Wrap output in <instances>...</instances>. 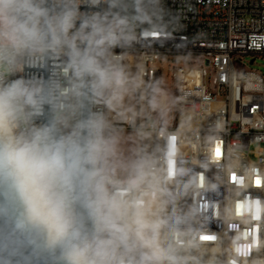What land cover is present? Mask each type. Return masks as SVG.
I'll return each mask as SVG.
<instances>
[{
    "label": "clouds",
    "instance_id": "obj_1",
    "mask_svg": "<svg viewBox=\"0 0 264 264\" xmlns=\"http://www.w3.org/2000/svg\"><path fill=\"white\" fill-rule=\"evenodd\" d=\"M109 3L127 11L123 0ZM77 4L0 0V264H182L163 245L164 221L148 199L160 188L152 160L114 173L117 139L82 102L89 92L108 93L109 104L122 99L126 75L106 54L132 39L130 22L146 19L140 0L134 17L84 14ZM50 53L68 57V89L54 79H8Z\"/></svg>",
    "mask_w": 264,
    "mask_h": 264
},
{
    "label": "built area",
    "instance_id": "obj_2",
    "mask_svg": "<svg viewBox=\"0 0 264 264\" xmlns=\"http://www.w3.org/2000/svg\"><path fill=\"white\" fill-rule=\"evenodd\" d=\"M123 3L127 11L102 0L101 15H138L135 0ZM140 9L146 19L130 22L132 39L106 54L132 72L136 109H116L105 93L93 96V112L108 122L107 134L135 132L137 159L152 160L160 188L148 199L164 221L163 245L182 264H264V75L246 66L264 59V0H140ZM60 54V86L68 89L72 73ZM167 74L171 121L158 117ZM20 77L24 66L8 79Z\"/></svg>",
    "mask_w": 264,
    "mask_h": 264
},
{
    "label": "rangeland",
    "instance_id": "obj_3",
    "mask_svg": "<svg viewBox=\"0 0 264 264\" xmlns=\"http://www.w3.org/2000/svg\"><path fill=\"white\" fill-rule=\"evenodd\" d=\"M251 61V59H247ZM247 68L255 71H259L264 75V59H258L255 63H247ZM168 73V71H166ZM127 78V92L123 93L122 99L119 102H115L116 109L132 113L136 109V97L139 98V91L136 90L138 87L136 81L133 79L132 72L126 75ZM136 91V94H135ZM162 95H166L167 107L165 110L159 111L158 117L165 121H171L175 114L174 105V91L171 86L170 77L167 74L161 91L159 92V98ZM117 139V151L113 161V171L116 174H123L125 167L133 160L137 159V144L138 137L135 132L117 129L109 133Z\"/></svg>",
    "mask_w": 264,
    "mask_h": 264
},
{
    "label": "water",
    "instance_id": "obj_4",
    "mask_svg": "<svg viewBox=\"0 0 264 264\" xmlns=\"http://www.w3.org/2000/svg\"><path fill=\"white\" fill-rule=\"evenodd\" d=\"M101 3L100 6H89V0H87V6H77L78 10H85V14H89V10H100L101 14ZM81 21H76L80 23ZM60 68H61V54L50 53L42 61H37L34 66L24 65V78L31 79L33 77L37 79H42L44 82L49 81V79L58 80L60 83ZM83 104L87 109L93 112V94L87 93V97L82 99ZM45 113L49 115V106L45 105ZM46 117H41L37 119L36 122H41V120ZM22 264H54L52 261L43 260L40 258L28 260L22 262Z\"/></svg>",
    "mask_w": 264,
    "mask_h": 264
},
{
    "label": "bare ground",
    "instance_id": "obj_5",
    "mask_svg": "<svg viewBox=\"0 0 264 264\" xmlns=\"http://www.w3.org/2000/svg\"><path fill=\"white\" fill-rule=\"evenodd\" d=\"M146 136H141L140 139L141 140H145Z\"/></svg>",
    "mask_w": 264,
    "mask_h": 264
}]
</instances>
